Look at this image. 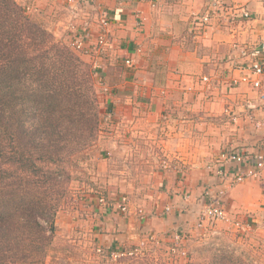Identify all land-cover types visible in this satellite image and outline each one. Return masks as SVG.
Wrapping results in <instances>:
<instances>
[{
  "label": "crops",
  "instance_id": "0c3cea01",
  "mask_svg": "<svg viewBox=\"0 0 264 264\" xmlns=\"http://www.w3.org/2000/svg\"><path fill=\"white\" fill-rule=\"evenodd\" d=\"M85 8L89 15L97 10L102 14L106 12L109 19V30L106 32L109 43L95 57L103 63L105 72L111 68L121 69L116 73L117 78L120 77L117 85L120 89H125L123 94L130 97L131 101L122 100L117 103L115 107L117 109L120 106L118 110L121 114L130 109V114L133 112L144 115L145 106L148 114L152 113L156 120L155 116H161L162 111L166 109L167 112V108H183L187 110L183 115L185 122H191L188 115L190 109L187 107L197 101L198 97L202 99L209 94L204 91L202 77L218 78L219 85L211 91L214 96L208 97L211 99L210 104L205 107L203 101H197L199 112L204 113L201 119L204 120L191 125H195L194 132L184 127L188 140H185L181 130L177 128L172 129V133L169 129L166 138L162 139L164 151L169 156L178 154L179 150L199 159L214 155L217 158L221 150L264 154V126L257 127L242 112L236 122L228 116L226 121L219 117L225 108L240 112L252 102L255 104L252 109L257 119H264V97L261 96L264 90L259 92L246 84H229L231 78L242 73L237 65L251 62L252 56L242 58V51L264 41V0H89ZM205 12H210L211 18L202 28L197 25V19ZM244 12H248L249 17H244ZM98 29L101 26L96 24L92 32L87 33L88 38L95 41L97 35L99 37L101 34ZM187 31L194 37L193 46L189 49L186 48V45L190 47L188 40L185 41ZM140 46L146 49L144 52L147 56V49L150 51L158 46L171 47L172 51L167 59L170 70L166 75L157 77L152 66H143L148 64L139 53ZM258 58L264 61V52ZM128 59L136 65L134 72L129 69L128 72L120 66L121 62L125 66ZM144 77L152 86L141 88L139 84ZM181 78L186 80L183 84H180ZM262 81L264 87V76ZM140 96L148 103H139ZM135 116L131 118L134 119ZM153 124L154 127L158 125L155 121ZM225 126L228 128H222ZM204 127H210L213 132L214 136L209 138L211 146L207 144L208 138L201 132L199 134L204 138L201 142L198 138L199 147H183L185 142L195 141L192 138ZM173 151L177 152L172 153ZM245 166L226 164L225 175H217L206 169L202 160H198L188 167L187 177L184 179L177 181L167 174L162 182L163 192L144 209L145 222L135 214L137 206L133 203H130V215L115 208L117 212L113 216L97 219V242L106 251L113 247L130 248L146 237L147 234H143L144 228L160 242L169 240L171 234L176 238V234L180 233L181 241L187 245L192 234L197 231L194 226L200 220L204 203H210L218 196L233 218L245 221L253 229H260L264 226V172L260 178H247L242 182L231 183L236 171H244Z\"/></svg>",
  "mask_w": 264,
  "mask_h": 264
},
{
  "label": "rangeland",
  "instance_id": "374dc122",
  "mask_svg": "<svg viewBox=\"0 0 264 264\" xmlns=\"http://www.w3.org/2000/svg\"><path fill=\"white\" fill-rule=\"evenodd\" d=\"M17 1L57 41L70 45L89 66L95 80L94 89L98 95L101 112L100 128L96 140L84 150L73 153L66 162L71 176L68 191L56 216L57 230L49 249V255L42 264H106L109 251H113V249L131 251L135 250L136 246L140 248L138 254L118 258L115 264H264V226L260 229H253L249 226L246 231H239L232 221H217L212 224L205 220L201 216L202 214L199 218L203 225L199 226L196 222L194 228L197 231L192 234V239L187 242V245L181 239L173 237L174 234H171L167 241L165 238V241L160 242L159 240V243H157L158 240L157 242L151 241L149 235L154 234H148L144 228L143 234H147L143 239L144 242L130 248L126 246L113 247L106 251L104 246L97 242L98 237L95 236L97 219L99 217L103 219V216H113V213L117 212L115 208L119 210V201L124 196L130 203L137 206L135 214L139 216L138 208L142 207L146 210L147 206L163 192L162 182L167 174L179 181L187 177L188 167L194 165L198 160H202L207 169L208 165L216 159L215 155L199 159L180 150L178 154H173L171 157L164 151L162 139L166 138L169 129L172 133V129L177 128V130H181L185 140H188V134L184 127L194 132L195 125H191L198 120H204L201 119L204 117V113L199 112L197 101L199 103L203 101L205 107L210 104V98L213 95L211 91L219 85L218 78L208 76V80H202L203 87L205 86L204 91L209 93L204 97L210 98L202 97L201 99L197 96V101H194L189 107L185 106L190 109L188 115L191 122H185L186 109L173 106L171 109L167 108V112L166 109L162 111L161 116H155L157 121L153 119L152 113L148 114L145 106L143 107L144 115L133 114V112L130 114V109L121 114L120 106L117 109L115 107L117 103L122 100L131 102L130 97L127 98L123 94L125 89H120L117 85L120 83V77L117 78L116 73L118 74L117 70L121 69L111 68L105 72L103 63L97 64L94 55L76 49L72 44L73 40L83 33L87 35L88 32H92L96 24L100 25L101 12L97 10L89 15L85 8L89 4V0ZM205 25L203 24L201 27L203 28ZM186 33L188 35L185 36L187 37L185 41L188 40L190 47L185 45L189 49L193 46L194 37L189 31ZM89 38L90 47H96L98 35L95 41ZM143 48L140 46L139 53L148 64L143 66H152L157 77L166 75L170 70L167 59L172 51L171 47L158 46L150 51L147 49L148 56L144 52L146 49ZM122 63L120 65L122 69L135 71L134 62L131 67L127 63L125 66ZM179 81L180 84H183L186 80L181 78ZM229 84L231 85V83ZM139 85L141 88L152 86L148 84V79L145 77L141 79ZM77 87L79 88V86ZM138 102L148 103L141 96ZM132 116L135 118H131ZM226 116L230 118V115L225 113L219 117H223V120L226 121ZM138 117L140 120L137 121ZM154 121L158 124L156 127H154ZM219 122L221 123V121ZM201 132L208 138L206 141L208 140L207 144L209 145V138L214 135L210 127H204L202 130H198L197 135L192 138L195 141H187L183 147L186 146L187 149L199 147V141L201 142L204 138L199 134ZM175 152L177 151L172 153ZM222 205L224 206L223 202ZM224 208L226 209L225 206ZM131 213L130 210L126 215ZM229 215L233 216L230 212ZM140 220L144 221L141 218ZM99 249H102V252Z\"/></svg>",
  "mask_w": 264,
  "mask_h": 264
},
{
  "label": "trees",
  "instance_id": "16d2710c",
  "mask_svg": "<svg viewBox=\"0 0 264 264\" xmlns=\"http://www.w3.org/2000/svg\"><path fill=\"white\" fill-rule=\"evenodd\" d=\"M91 72L21 3L0 0V264L49 255L71 178L66 162L100 128Z\"/></svg>",
  "mask_w": 264,
  "mask_h": 264
},
{
  "label": "built area",
  "instance_id": "2783aa9c",
  "mask_svg": "<svg viewBox=\"0 0 264 264\" xmlns=\"http://www.w3.org/2000/svg\"><path fill=\"white\" fill-rule=\"evenodd\" d=\"M248 12H244V17H249ZM211 13L205 12L203 13L198 19H197V25L201 26L203 24H207L210 20ZM197 18V17H196ZM101 34L98 37V42L96 47H90L88 36L83 33L80 35V37L73 40V46L76 49H79L87 54L94 55L95 62L100 65V61L98 57H95V55L100 54L103 51V48L108 45L109 40L107 37V30H109V19L107 17L106 12L101 13ZM89 44V46H88ZM94 52V53H93ZM264 52V41L258 43L254 47L251 48H245L241 55L242 58L252 56L251 62H242L237 65V69L242 73L237 76L231 78V85L232 86H239L241 84L250 85L251 87L255 88L259 92L264 90L263 87V81L262 77L264 76V61L260 60L258 58L261 53ZM127 64L130 66L133 65V61L131 59H128L126 61ZM202 80L206 81L208 80V76L202 77ZM262 97H264V94H261ZM255 104L250 102L247 105H245L242 109V111H234L230 110V108H225L224 113L227 115H230V119L234 122L239 120L241 112H245L247 119L250 122L255 123L257 127L264 126V119L258 120L256 117V114L253 112V109ZM236 164L238 166L246 165L244 171H236L235 176L232 178L231 183H238L246 180L247 178H260L263 175L264 172V154L261 152H244L239 150H233V151H227L223 150L219 156L214 160V162L210 163L208 165V169L210 171H214L217 175H225V166L226 164ZM222 192V191H221ZM103 201V199H102ZM222 199L220 196H218L215 200L211 201L210 203H204V208L202 211V217L207 220L208 222L215 224L217 221H223V222H229L232 221L233 225L240 231L244 230L246 231L248 227L250 226L245 221H242L237 218L230 217L229 212L224 208L222 205ZM119 209L122 212H129L130 211V202L126 196L122 198L121 201H119L118 204ZM169 210L170 207H167ZM138 215L143 220L146 217V213L142 207L138 208ZM203 222L201 220L198 221V225L202 226ZM149 239L151 241L157 242L158 238L155 235H149ZM176 239H181V234H176ZM144 240L141 242L143 243ZM159 243V240L158 242ZM99 251L102 252V249H99ZM138 251V252H137ZM140 251V248L136 246L135 250L131 251H123V250H115L109 251V256L107 258L106 264H115L118 258H121L123 256H131L134 254H138Z\"/></svg>",
  "mask_w": 264,
  "mask_h": 264
}]
</instances>
